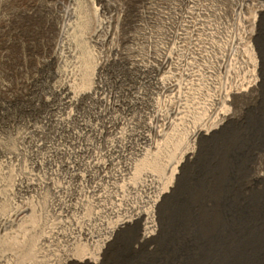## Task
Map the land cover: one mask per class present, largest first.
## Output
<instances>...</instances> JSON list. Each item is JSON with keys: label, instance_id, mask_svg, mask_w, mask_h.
<instances>
[{"label": "bare ground", "instance_id": "obj_1", "mask_svg": "<svg viewBox=\"0 0 264 264\" xmlns=\"http://www.w3.org/2000/svg\"><path fill=\"white\" fill-rule=\"evenodd\" d=\"M68 1L49 39L48 47L56 69L47 82L46 92L55 101L50 108L55 114L48 116L46 123H54V139L60 134L62 140L57 144L48 143L40 134L43 125H30L31 131L36 133L30 144L33 155L36 158L41 149L48 153L34 160L37 168L47 164V180L30 172L25 167L27 163L19 164L20 167L13 164L17 166L13 167L15 169L7 167L10 160H16L17 153L6 146L1 149L0 264H97L106 243L116 233L136 228L139 239H147L158 230V213L178 186L181 171L194 155L197 143L221 132L234 112L235 98L253 94L261 80L260 52L249 36L247 39L238 33L247 21L240 15L246 3L221 7V2L212 0L205 3L182 0L184 8L175 15L171 13L174 15L172 28L155 33L143 27L129 37L132 43L125 51V61L138 70L139 78L149 88L144 92L143 109L137 117L110 116L108 108L115 102L105 96L102 70L111 59L99 57L83 45L89 42L108 45L115 34L116 17L104 19L106 8L100 0ZM145 2L150 19L155 14L165 16L170 11L167 1ZM158 5L167 12H160ZM263 8L264 2L260 1L252 23L258 21ZM209 14H231L232 17L215 25L208 18ZM108 50L122 52L112 45ZM45 98L52 101L50 97ZM135 119L143 122L141 130L131 132L137 137L138 145L125 155L126 160L115 170L113 178L116 180L107 186L92 184L87 190L91 197L88 199V193L85 195L78 186L96 177L110 178L105 170L112 159L107 161L103 157L122 150L107 139L112 134V141L122 138L119 125ZM89 134L95 138L94 142L87 141ZM20 138L29 141L26 134ZM0 145H3L1 136ZM52 154L65 156L60 168L74 177L75 188H78L75 193L72 190L73 195L68 198L62 196L60 202L64 211L70 213L67 226L51 215L42 219L37 200L15 203L7 210L1 208L5 200H9L6 195L17 186L37 191L46 184L56 196L60 192L64 195L68 175H60L61 182L53 181L60 172ZM120 154L124 156L123 151ZM89 207H94V211L91 208L89 212ZM62 213L60 210L57 214ZM97 220L102 232L92 230ZM86 245L92 246V250Z\"/></svg>", "mask_w": 264, "mask_h": 264}, {"label": "rangeland", "instance_id": "obj_2", "mask_svg": "<svg viewBox=\"0 0 264 264\" xmlns=\"http://www.w3.org/2000/svg\"><path fill=\"white\" fill-rule=\"evenodd\" d=\"M163 1L169 2L171 12L165 16L155 14V19H150L145 0H100L106 8L104 19L116 17L114 37L106 46L89 42L83 47L97 56L111 59L102 70L105 96L107 99L112 97L115 102L113 107L108 108L110 116L137 117L143 109V95L149 87L139 78L138 70L126 63L125 51L132 43L129 37L139 33L141 28L163 33L168 27H173V16L184 8L183 1ZM202 1L205 3L209 0ZM212 1L221 2V7L246 3L240 15L247 21L238 33L246 38L249 36L250 42L260 52L261 80L253 94L235 98L234 112L221 132L197 143L194 155L181 171L178 186L158 213V230L144 240L139 239L136 228L116 233L106 243L102 259L97 264H264V8L258 21H251L257 4L264 0ZM68 4V0H0V136L3 142L0 154L3 146L15 150L17 158L10 160L7 167L27 163L25 167L42 180L49 179L47 164L37 168L34 160L48 153L41 149L36 153V158L33 155L30 144L35 140L36 133L31 131L30 125H43L40 134L48 139V143L61 142L60 134L54 139V123H46V118L55 114L50 109L55 101L46 93L47 82L56 69V61L48 46L55 32L54 23ZM161 6L156 7L160 12H167ZM231 17V14H209L208 18L217 25ZM110 45L122 52H110ZM143 48H146L145 45ZM45 97H50L52 101H46ZM133 122L119 125L118 130L124 138L122 136L112 141L114 135H109L110 138L107 136V140L115 142L113 144L123 151L124 156L117 149L111 157H103L107 161L112 159L105 170L110 177L108 180L96 177L78 186L85 195L88 193V199H91L88 192L91 186L96 183L107 186L116 180L113 178L115 170L124 163L125 155L133 152L138 145L137 137L131 132L141 130L143 122L139 119ZM22 134L29 136V141L20 138ZM86 138L87 141H95L91 134ZM51 157L60 172L53 177V181L61 182L60 175H68L64 195L60 192L62 195L58 193L56 196L46 184L37 191H26L17 186L6 195L9 200H5L1 208L7 210L11 205L37 200L42 219L51 215L55 221L67 226L70 213L64 211L60 202L73 195L78 188H75L74 177L60 168L65 156L52 154ZM65 204L68 202L65 201ZM58 208L64 214H57L60 212ZM91 210L94 211V207H89V212ZM93 223L96 224H93L92 230L102 232L98 220ZM86 247L92 250V246Z\"/></svg>", "mask_w": 264, "mask_h": 264}]
</instances>
